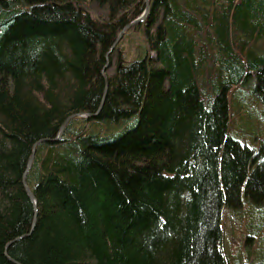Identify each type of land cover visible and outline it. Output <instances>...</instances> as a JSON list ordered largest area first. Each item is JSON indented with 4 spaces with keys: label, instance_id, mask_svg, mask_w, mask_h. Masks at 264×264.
Instances as JSON below:
<instances>
[{
    "label": "trees",
    "instance_id": "16d2710c",
    "mask_svg": "<svg viewBox=\"0 0 264 264\" xmlns=\"http://www.w3.org/2000/svg\"><path fill=\"white\" fill-rule=\"evenodd\" d=\"M145 10L0 0V264H264V0Z\"/></svg>",
    "mask_w": 264,
    "mask_h": 264
},
{
    "label": "rangeland",
    "instance_id": "374dc122",
    "mask_svg": "<svg viewBox=\"0 0 264 264\" xmlns=\"http://www.w3.org/2000/svg\"><path fill=\"white\" fill-rule=\"evenodd\" d=\"M106 8L99 6L96 2H93L91 5V11L93 15L96 17H102L106 14ZM116 56L114 55V64L113 66L108 70L107 75H112L115 72V65H116ZM243 91L245 90V87H242ZM233 94L230 95V108L233 120L235 116L237 115L238 110L235 108V98H232ZM249 97H253L252 94H244V98H248L247 100H250ZM257 100V103H254L251 113L246 116L244 124L250 128L245 129L244 126H242L241 130H239V134H242L243 139L240 137L241 140L247 142L251 147L254 148L256 152L260 153L261 147H264V113L262 112L264 110V107H262ZM259 106V107H258ZM261 107V108H260ZM251 115V116H250ZM255 116L257 119L252 118ZM234 123V121H233ZM262 128V129H261ZM232 211L227 209L224 213V245L227 250V248L230 246V243L237 242L236 239H233L235 235L232 232ZM233 255V253H232Z\"/></svg>",
    "mask_w": 264,
    "mask_h": 264
},
{
    "label": "water",
    "instance_id": "95a60500",
    "mask_svg": "<svg viewBox=\"0 0 264 264\" xmlns=\"http://www.w3.org/2000/svg\"><path fill=\"white\" fill-rule=\"evenodd\" d=\"M149 12H150V1H149V0H146V10H145L144 14H143L141 17H139L138 19H136L134 22L130 23V24L124 29V31L121 33L119 39L123 36V34H124V32H125L126 30H128V29L131 28L132 26H135V25H137V24L143 22V21L147 18ZM119 39H118V41H119ZM118 41H117V42H118ZM113 49H114V48H113ZM113 49H112V51H113ZM112 51H111V52H112ZM111 52H110V53H111ZM109 55H110V54H109ZM109 55L107 56V58L109 57ZM108 67H109V63L106 64L104 70H106ZM106 92H107V90H106ZM76 116H83V115H82V114H78V115H76ZM76 116H73V117H76ZM87 116H88V117H92L91 114H89V115H87ZM73 117L69 118V119L63 124V126H62V128H61V131H60V135H59L58 138H61V137H62L63 132L65 131V129H66L68 123L70 122V120H71ZM33 161H34V155H33L32 158L30 159V162H29V165H28L27 172H26V174H25V176H24V184H25V187H26V189H27V192H28L30 198L34 201V203H35V205H36V200H35L34 194H33V192L30 190V188L28 187L27 182H26L27 173H28L29 170L31 169L32 164H33ZM36 223H37V211H36V216H35V219H34V227L36 226ZM34 227H33V229H34Z\"/></svg>",
    "mask_w": 264,
    "mask_h": 264
},
{
    "label": "bare ground",
    "instance_id": "6f19581e",
    "mask_svg": "<svg viewBox=\"0 0 264 264\" xmlns=\"http://www.w3.org/2000/svg\"><path fill=\"white\" fill-rule=\"evenodd\" d=\"M146 1V0H145ZM150 1V0H149ZM133 27V26H132ZM31 190V189H30Z\"/></svg>",
    "mask_w": 264,
    "mask_h": 264
}]
</instances>
